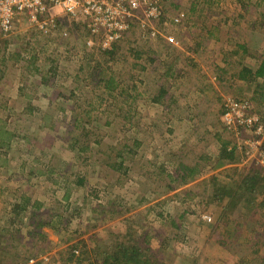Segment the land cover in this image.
Masks as SVG:
<instances>
[{
    "label": "rangeland",
    "instance_id": "obj_1",
    "mask_svg": "<svg viewBox=\"0 0 264 264\" xmlns=\"http://www.w3.org/2000/svg\"><path fill=\"white\" fill-rule=\"evenodd\" d=\"M156 1L160 15L114 55L67 17L47 31L19 17L0 31V264H77L74 247L96 264L147 244L154 264H238L216 231L245 230L250 215L254 227L264 212V128L225 126L221 102L237 88L221 79L264 61V0ZM244 87L237 97L256 99L247 119L264 125V101ZM223 143L234 160L219 159ZM183 165L198 169L186 185ZM246 182L259 194L238 201ZM255 248L247 259L264 255Z\"/></svg>",
    "mask_w": 264,
    "mask_h": 264
},
{
    "label": "built area",
    "instance_id": "obj_2",
    "mask_svg": "<svg viewBox=\"0 0 264 264\" xmlns=\"http://www.w3.org/2000/svg\"><path fill=\"white\" fill-rule=\"evenodd\" d=\"M61 15L84 24L91 39H99L101 48L110 49L137 25L145 28L146 21L155 19L160 12L156 0H0V31L12 32L15 21L22 16L41 31L57 29ZM224 106L222 119L226 127L258 124L256 133H262L264 125L260 120L247 119L253 114L247 101L229 98ZM29 264H35L34 260Z\"/></svg>",
    "mask_w": 264,
    "mask_h": 264
},
{
    "label": "trees",
    "instance_id": "obj_3",
    "mask_svg": "<svg viewBox=\"0 0 264 264\" xmlns=\"http://www.w3.org/2000/svg\"><path fill=\"white\" fill-rule=\"evenodd\" d=\"M117 43H114L110 49H103L102 51H104L105 53L109 54V55H114L117 53V49L114 47V45ZM223 72L220 71V74H222ZM235 75V74H232ZM238 78H240V81L242 79V81H244L245 83H249L246 85H248V87H252V84L255 83V94L258 93L259 97L261 100L264 101V61L261 62V64L259 65V69L254 73L252 72L249 68L246 69H242L239 73H238ZM221 79V78H220ZM219 79V81H220ZM263 79V82L260 83V80ZM239 80V79H238ZM222 84L224 83V80L221 79ZM226 84V83H224ZM207 85V84H206ZM108 86V85H107ZM109 88V86H108ZM233 88V87H231ZM238 90L235 89L232 93L238 94ZM237 97V96H236ZM233 96H230V98L232 99H236V100H240L239 98H236ZM225 104V101H223V106ZM251 107V106H249ZM225 106L222 110V115L225 112ZM260 121H262V119L260 118ZM242 128H240L241 130ZM242 132V131H241ZM219 159H226V160H234V158H236L235 155V151L234 149H231L228 143H223L220 147V153H219ZM179 172L176 175L177 176V180L179 182H181V185H186V183L188 182L187 178L188 176H191L190 178H195L194 175L197 174L198 169H197V165L195 167L194 166H189V165H183V166H178ZM171 176V175H169ZM248 179L252 182H255L259 179V174L257 175H252L250 177H248ZM260 181V180H258ZM246 188L245 191H241L237 197L239 198L238 201H242L245 194L250 192L251 194L256 193V196L259 194V192H257L258 189L253 188L252 184H248V182H246L245 184ZM264 193V191L262 192ZM215 196V195H214ZM229 196H231V194L229 193ZM216 197V196H215ZM216 199V198H215ZM220 200V199H219ZM246 204V202H245ZM256 206V205H255ZM230 209H227L225 206L223 207V210L221 213H223V215L225 214H230L233 210H237L239 208V204L237 203V201L235 202H231ZM259 210L258 213L260 214V216L256 219L257 224L253 226L252 223H250L251 217L252 215H250L249 218H247L248 220L246 221V226H245V230L243 228V226H237L234 225L233 227L231 226V222H229V228L227 231L224 230V232L219 228L218 231H216L217 233H219L218 235V241H219V246L222 248H226L228 254L230 253V255H235V254H239L241 256H239V260L237 261L238 264H264V255H259L258 257H254V255L247 259L246 254L249 255L250 252H247V249L249 247V245H254L255 250L253 251L254 253H257V249L258 252L261 249V247L264 246V235L260 234L261 229H263L264 227V212L261 211V205H259ZM264 208V206H263ZM243 209V207H240V210ZM256 209V207H255ZM254 207L252 210H255ZM256 211H254V215L256 216ZM254 216V217H255ZM237 222H235L234 224H236ZM219 226L222 227L221 224V220L219 219ZM218 226V227H219ZM230 228H234L233 232H231ZM241 230H240V229ZM243 228V229H242ZM250 229V230H249ZM34 233V231H33ZM31 233V234H33ZM35 233H40L39 230H35ZM264 234V233H263ZM118 246V245H116ZM147 249H142V247L140 245L138 246H126V245H119V248H117L116 251L110 252L107 251L104 255H102L103 260L101 261V263L96 262V264H154V262L152 263V260H150V256L146 255L145 252L148 251V253H150L151 247L147 244ZM87 248V246H85ZM240 247V249L242 250L240 253L237 252V248ZM74 251H72L69 255V259L72 261L74 260L73 258H75L74 261H76L77 264H82L85 261H88V263H93V261H96L94 258L89 256L90 251H87L85 249H83L82 251L79 249V247H74ZM88 249V248H87ZM244 249V250H243ZM146 250V251H144ZM78 252V253H77ZM155 264H162V262H160L158 260L155 259ZM193 264H198V262L193 261ZM165 264V263H164Z\"/></svg>",
    "mask_w": 264,
    "mask_h": 264
},
{
    "label": "crops",
    "instance_id": "obj_4",
    "mask_svg": "<svg viewBox=\"0 0 264 264\" xmlns=\"http://www.w3.org/2000/svg\"><path fill=\"white\" fill-rule=\"evenodd\" d=\"M62 17H59L58 18V21L61 19V18H64L65 16H63V15H61ZM20 18H26L25 16H22V17H20ZM19 18V19H20ZM68 19H71V21H74L72 18H69V17H67ZM26 20H27V18H26ZM28 21V20H27ZM80 26H82L83 27V30H84V32H86L87 33V37H89V40L86 42V44L88 45V43L89 42H92L93 44L92 45H90V46H93L94 44H96L97 46H99L100 48H101V45H100V40L99 39H91L92 37H91V35H90V32H89V30L86 28V26L84 25V24H80L79 23V28H80ZM94 42H96V43H94ZM95 46V45H94ZM259 69V66L258 65H256V68H252L251 67V71L252 72H256L257 70ZM233 72V71H232ZM230 73H231V71L230 72H228L227 73V75L225 76L224 75V77H223V80H224V83H228V84H235V86H234V88H237V89H239V87H244V86H246V88H249L248 87V85H244L245 84V82L244 81H242V79H241V81H240V78H238V73L237 74H235V75H230ZM225 74H226V72H225ZM169 77H172V76H169ZM220 78H222V77H220ZM214 79V78H213ZM216 79V78H215ZM219 79V78H218ZM239 79V80H238ZM229 80V81H228ZM233 81H235V83L233 82ZM223 83V84H224ZM247 83V82H246ZM247 84H249V83H247ZM254 86H255V83L253 84ZM245 88V87H244ZM250 89V88H249ZM188 91H190L191 93H188V96H189V98L190 97H193L194 96V99L195 100H197V97H203L202 95H201V93H202V89H199V88H197L196 90H195V88H192V90L191 89H189ZM241 94H244L245 95V91L244 90H242V93ZM256 94L254 93V96H255ZM187 96V95H186ZM236 96H238L237 94H236ZM250 96H253V94L252 95H249L248 97H236V98H239L240 100L241 99H243V98H245L244 100H242V101H247L248 103H249V106H251L250 107V110L252 109V110H256L255 109V106H254V101L256 100L255 99V97H250ZM185 98H188V97H185ZM208 98V97H207ZM188 100V99H187ZM261 100V99H260ZM223 108H224V106H223V101L221 102V108H220V113L222 114V110H223ZM211 122H213V121H211ZM210 122V123H211ZM211 124H213V123H211ZM221 124V123H220ZM212 126V125H211ZM222 126H223V124H222ZM210 129L211 128H208V130H207V133H208V135H211V131H210ZM215 129V128H214ZM190 131V130H189ZM215 131V130H214ZM218 139V138H217ZM219 146H220V143H219ZM220 148V147H219ZM219 148H218V150H219ZM40 232L42 233V230H45V225L44 224H41L40 225Z\"/></svg>",
    "mask_w": 264,
    "mask_h": 264
}]
</instances>
